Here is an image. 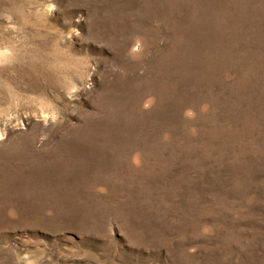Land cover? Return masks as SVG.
Listing matches in <instances>:
<instances>
[{
  "label": "rangeland",
  "instance_id": "obj_1",
  "mask_svg": "<svg viewBox=\"0 0 264 264\" xmlns=\"http://www.w3.org/2000/svg\"><path fill=\"white\" fill-rule=\"evenodd\" d=\"M0 264H264V0H0Z\"/></svg>",
  "mask_w": 264,
  "mask_h": 264
}]
</instances>
